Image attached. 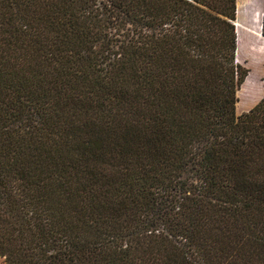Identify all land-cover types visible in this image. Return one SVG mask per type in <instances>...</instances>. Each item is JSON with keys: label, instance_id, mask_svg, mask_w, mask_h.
Returning <instances> with one entry per match:
<instances>
[{"label": "trees", "instance_id": "trees-1", "mask_svg": "<svg viewBox=\"0 0 264 264\" xmlns=\"http://www.w3.org/2000/svg\"><path fill=\"white\" fill-rule=\"evenodd\" d=\"M236 14L0 0L4 264H264V94L237 116Z\"/></svg>", "mask_w": 264, "mask_h": 264}, {"label": "rangeland", "instance_id": "rangeland-1", "mask_svg": "<svg viewBox=\"0 0 264 264\" xmlns=\"http://www.w3.org/2000/svg\"><path fill=\"white\" fill-rule=\"evenodd\" d=\"M242 3V8H237L236 14V35L237 51L236 61L249 70V74L244 84L237 93L238 102L236 114L240 116L252 109L263 97L264 94V44L256 41V36L252 33L251 17L254 7L247 6V0H237ZM240 7V6H239ZM262 12V13H261ZM255 23L258 28L261 26L264 15V6L261 11L255 12ZM262 15V17H261ZM241 28L237 26L239 23ZM263 93L261 94V91ZM0 264H4L0 259Z\"/></svg>", "mask_w": 264, "mask_h": 264}, {"label": "crops", "instance_id": "crops-1", "mask_svg": "<svg viewBox=\"0 0 264 264\" xmlns=\"http://www.w3.org/2000/svg\"><path fill=\"white\" fill-rule=\"evenodd\" d=\"M240 1V0H239ZM240 6V7H239ZM247 6H251L254 7V12L252 13V17H251V23H252V33L256 36V41L258 43H263L264 44V37L261 35V28H258L257 24L255 23V12L262 9V7L264 6V0H247ZM242 3L237 2V8L241 9ZM262 13V12H261ZM237 23V22H236ZM235 23V24H236ZM239 23V22H238ZM239 25H241L239 23ZM242 27V26H241ZM262 36V37H260ZM262 90V89H261ZM263 91V90H262ZM261 91V92H262Z\"/></svg>", "mask_w": 264, "mask_h": 264}, {"label": "bare ground", "instance_id": "bare-ground-1", "mask_svg": "<svg viewBox=\"0 0 264 264\" xmlns=\"http://www.w3.org/2000/svg\"><path fill=\"white\" fill-rule=\"evenodd\" d=\"M261 17H262V15H261ZM237 26L241 28V25L237 24ZM260 28H261V26H260ZM260 37H262V36H260Z\"/></svg>", "mask_w": 264, "mask_h": 264}, {"label": "water", "instance_id": "water-1", "mask_svg": "<svg viewBox=\"0 0 264 264\" xmlns=\"http://www.w3.org/2000/svg\"><path fill=\"white\" fill-rule=\"evenodd\" d=\"M261 35H262V33H261Z\"/></svg>", "mask_w": 264, "mask_h": 264}]
</instances>
